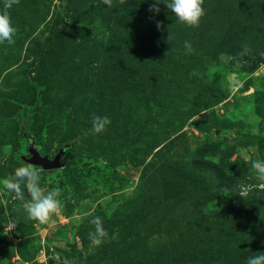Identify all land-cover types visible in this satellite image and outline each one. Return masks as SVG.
Listing matches in <instances>:
<instances>
[{
  "label": "rangeland",
  "instance_id": "rangeland-1",
  "mask_svg": "<svg viewBox=\"0 0 264 264\" xmlns=\"http://www.w3.org/2000/svg\"><path fill=\"white\" fill-rule=\"evenodd\" d=\"M151 2L9 9L17 34L0 44V264H245L264 252V180L250 167L264 159V0H204L194 28L164 0L153 18ZM93 114L111 123L83 136ZM31 143L50 159L64 150L61 166L29 165ZM26 167L45 190L60 189L62 211L45 223L18 215L4 188ZM97 215L109 238L94 246Z\"/></svg>",
  "mask_w": 264,
  "mask_h": 264
},
{
  "label": "clouds",
  "instance_id": "clouds-1",
  "mask_svg": "<svg viewBox=\"0 0 264 264\" xmlns=\"http://www.w3.org/2000/svg\"><path fill=\"white\" fill-rule=\"evenodd\" d=\"M143 2H147V0H143ZM16 3H18V0H4L3 6L0 7V44L13 45L15 43L17 28L12 21L9 9ZM160 4L158 0H152L150 3L149 12L153 18L160 11ZM203 4L204 0H164L163 2L166 10L171 13L174 20L193 28L199 26L205 16ZM156 28L157 30L160 29L159 21H156ZM169 37L170 33L168 39ZM184 47L191 49L190 41L185 40ZM244 47L247 50V46ZM260 54L264 55V52ZM110 123L111 120L107 115L93 114L91 116V127L84 130L82 135L102 133ZM250 167L258 179L264 180V159H252ZM41 179L42 177L35 169L26 167L19 170L14 177L9 178L4 183V188L13 196V199H18L19 203L15 209L18 215L45 223L50 217L62 211V204L59 199L60 189L53 187L45 190L41 186ZM25 191H27V195H25ZM89 223L93 225V229L88 232L91 245L99 246L106 242L109 233L104 227L103 218L99 215L94 216L89 220ZM65 264H68V262L65 261ZM245 264H264V252L248 256Z\"/></svg>",
  "mask_w": 264,
  "mask_h": 264
},
{
  "label": "water",
  "instance_id": "water-1",
  "mask_svg": "<svg viewBox=\"0 0 264 264\" xmlns=\"http://www.w3.org/2000/svg\"><path fill=\"white\" fill-rule=\"evenodd\" d=\"M30 157L25 158V161L32 166L41 167L44 170L57 169L61 166V159L64 155V150H61L54 159H50L49 156L43 155L34 143H31L28 147Z\"/></svg>",
  "mask_w": 264,
  "mask_h": 264
},
{
  "label": "trees",
  "instance_id": "trees-1",
  "mask_svg": "<svg viewBox=\"0 0 264 264\" xmlns=\"http://www.w3.org/2000/svg\"><path fill=\"white\" fill-rule=\"evenodd\" d=\"M23 129H24V136H27L30 139L31 138L30 134L26 132L27 131L26 125H24Z\"/></svg>",
  "mask_w": 264,
  "mask_h": 264
}]
</instances>
